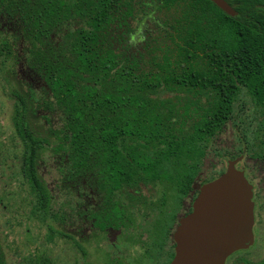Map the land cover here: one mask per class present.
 <instances>
[{
    "label": "trees",
    "instance_id": "16d2710c",
    "mask_svg": "<svg viewBox=\"0 0 264 264\" xmlns=\"http://www.w3.org/2000/svg\"><path fill=\"white\" fill-rule=\"evenodd\" d=\"M0 17L12 27L0 37V69L14 73L12 47L22 39L24 72L34 77L22 94L7 79L5 95L16 106L11 120L24 146L29 218H53L66 228V212L54 215L50 205L80 203L84 181L105 202L151 200L142 187H162L159 203L171 190L179 202L187 195L211 145V115L218 120L225 111L227 96L212 84L223 71L215 61L225 55L222 11L209 0H0ZM57 110L61 128L30 132L26 120ZM45 152L55 162L61 153L52 191L36 170ZM166 183L173 187L165 190ZM114 213L113 222L95 227L112 226L121 239L134 228L130 241L142 247V223L122 209ZM151 252L143 246L137 264ZM22 264L53 263L33 253Z\"/></svg>",
    "mask_w": 264,
    "mask_h": 264
},
{
    "label": "flooded vegetation",
    "instance_id": "af4514ba",
    "mask_svg": "<svg viewBox=\"0 0 264 264\" xmlns=\"http://www.w3.org/2000/svg\"><path fill=\"white\" fill-rule=\"evenodd\" d=\"M223 1L229 8V12H223L225 55L215 58V61H222L223 71L218 73L217 79L212 84L218 88L221 94L227 96L223 106L225 111L219 114L218 120L215 113L211 115V145L200 171L191 182L187 195L180 202L171 198L172 190L168 191L169 198L164 203L153 199L147 201L123 199L105 202L103 198L89 190L84 181L81 202L70 203L69 200L66 203L68 222L66 231L70 240L78 239L81 243H88L95 237L101 238V233L104 232L111 251L119 250L118 245H126V241L131 243L137 238L134 228H130V235L128 233L127 237L121 239L119 238L120 231L115 230L112 226H107L104 231L95 227L96 222H113L115 219L114 209H122V212L132 215L134 222L142 223L139 229L143 242L142 247L140 245V253L142 254L143 246L152 250L150 257L143 259L145 262L138 264H169L174 257L173 232L178 222L191 213L193 201L198 195L199 188L219 178L225 173L229 163L233 162L235 169L243 173L252 187L253 245L247 250L234 252L224 264L264 263V257L255 258L251 254V251L262 248V244H264L262 241L264 238V74L260 73V70L264 68V0ZM11 29V25H8L7 21L0 17V37L6 40L8 30ZM255 53H259V55ZM13 55L16 56L14 73L7 72L6 66L0 69V94L6 95L7 79L22 94V86L25 81L31 83L34 78L29 75L30 73L24 72L22 39H19L18 49L13 45L11 58ZM9 100L12 101L9 118L12 136L5 145L0 143V178H3L1 170L5 164V170L8 169L9 173L14 169L15 174L19 175L25 184L22 175L24 146L14 131L11 117L16 106L13 100ZM211 109H215L213 98L211 99ZM35 117H38L39 129L33 125V122L36 121L26 120L30 126V132L32 131L35 136L38 132H46L43 127L52 126L54 130L61 128V113L58 110L53 113L36 112ZM44 118H47L48 122ZM210 150L211 172H208L211 174L208 176L202 172L209 158ZM9 151L17 152L14 156L15 162L8 157ZM54 159L55 157L45 152L41 160H36L37 173L50 191L53 190L52 180H55L56 177L54 167L59 165L61 153L57 157V162ZM9 176H13V173H9ZM46 178L50 179L48 183ZM178 186L176 183L177 189ZM25 187L27 189L26 184ZM164 187L166 190L173 185L166 183ZM141 189L143 192L144 189L152 188L142 187ZM11 196L9 193L6 195V197ZM4 199L5 195L0 196V203ZM7 200L9 201V199ZM52 203H60V201L54 199ZM119 239L123 240V243Z\"/></svg>",
    "mask_w": 264,
    "mask_h": 264
},
{
    "label": "rangeland",
    "instance_id": "374dc122",
    "mask_svg": "<svg viewBox=\"0 0 264 264\" xmlns=\"http://www.w3.org/2000/svg\"><path fill=\"white\" fill-rule=\"evenodd\" d=\"M11 105L12 101L4 94H0V143H4V145L12 136L9 124ZM33 124L40 128L37 122H33ZM16 153L8 152V157L12 158L14 162ZM209 155H211V150L208 157ZM210 166L211 157L207 159L202 173L209 176L211 174L208 172H211ZM5 172L7 173L6 177ZM9 173H13V176H9ZM9 173L8 169L5 170L4 164L1 170L3 178H0V196L5 195V199L0 203V249L4 257V264H22L33 253L49 256L53 264H113L108 262L114 259L121 264H137L141 254L140 244L137 242L126 244L127 246L119 244V250L111 251L108 241L99 237L89 240L86 244L79 242L78 239L70 240L67 237L65 226L60 227L56 219L47 218L45 223H41L38 218H29L32 204L23 202L27 196L25 184L19 175L15 174L14 169ZM49 181L50 179L46 178V182ZM148 190L144 189L143 193L150 195L153 200L159 199L162 194L160 186ZM8 193L12 196L6 197ZM50 211L54 215L56 213L64 215L66 209L61 210V203H51ZM59 232H63L65 235L62 236ZM78 243L86 251L85 258L77 247ZM251 254L255 258H263L264 244H262V248L251 251Z\"/></svg>",
    "mask_w": 264,
    "mask_h": 264
},
{
    "label": "water",
    "instance_id": "95a60500",
    "mask_svg": "<svg viewBox=\"0 0 264 264\" xmlns=\"http://www.w3.org/2000/svg\"><path fill=\"white\" fill-rule=\"evenodd\" d=\"M224 13L223 0H209ZM235 163L213 182L199 188L192 211L182 218L172 239L169 264H224L234 252L253 245L252 187Z\"/></svg>",
    "mask_w": 264,
    "mask_h": 264
}]
</instances>
